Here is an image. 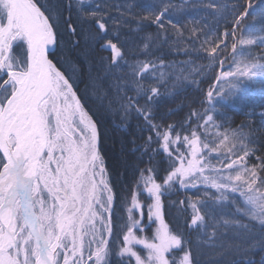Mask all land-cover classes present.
I'll return each mask as SVG.
<instances>
[{"label": "snow or ice", "instance_id": "6c2138e0", "mask_svg": "<svg viewBox=\"0 0 264 264\" xmlns=\"http://www.w3.org/2000/svg\"><path fill=\"white\" fill-rule=\"evenodd\" d=\"M134 6L0 0V264H198L205 244L230 252L226 264H264V155L252 134L214 118L222 116L216 107L193 109L179 126L157 123L153 112L161 86L171 81L176 88L181 79L198 84L183 75L181 65L191 60L166 63L165 48L206 53L202 75L219 64L206 93L209 105L218 98L222 108L240 85L264 78V56L243 50L257 40L264 48V36L244 35L251 0L231 9L220 0H153L139 16ZM113 10L118 17L109 15ZM226 11L231 32L202 24L209 16L218 22ZM121 28L138 38L132 55ZM97 47L110 56L94 61ZM82 80L106 112H120L126 121L142 118L138 128L149 133L141 145L148 164L137 168L130 204L129 193L121 200L127 219L121 217L118 233L98 125L76 91ZM253 156L257 162L250 163ZM161 162L167 165L162 179ZM175 191L186 193L169 205L183 218L179 230L166 222L162 199ZM150 225L151 236L145 234Z\"/></svg>", "mask_w": 264, "mask_h": 264}, {"label": "trees", "instance_id": "16d2710c", "mask_svg": "<svg viewBox=\"0 0 264 264\" xmlns=\"http://www.w3.org/2000/svg\"><path fill=\"white\" fill-rule=\"evenodd\" d=\"M51 2V0H49ZM113 2L134 3L136 6L132 8L133 13L136 15H143L142 7L149 5L153 0H113ZM179 3L180 0H175ZM231 9L233 4L244 5V0H220ZM38 3H44V0H38ZM252 8L249 9L250 15H248L242 27L244 28V35H251L253 37L264 36V0H251ZM67 12L64 13V17H67ZM109 15L118 17V13L113 10ZM195 15L194 12L187 13L186 16ZM226 17V18H224ZM176 17L174 16V19ZM199 19V16L196 17ZM231 11H226L222 17L214 20L209 16L206 20L202 21V24H208L215 28L219 34H222L227 28L231 32ZM62 23V21H61ZM135 21H133V24ZM115 27L109 22V32ZM61 33V40L67 41L69 37L64 34L63 28L59 29ZM147 31H155L154 26H149ZM121 42H125V51L129 55H132L131 49L135 47L132 44L133 39H138L127 28L120 29ZM239 35V33H237ZM229 46L231 45V37L228 39ZM84 47V39L81 36V48ZM198 47V45H197ZM251 50L253 55L264 56V48L259 46V40L256 44L250 46H243L244 51ZM57 56L54 58V62L57 61L60 50L55 49ZM165 61H188L190 64L181 65L184 69L183 75H189L190 79H195L198 84H193L181 79L179 86L172 87V82H169L167 88L161 86V95L153 106V112L156 117L157 123L163 125L176 124L179 126L182 124L190 112L195 109L196 111H203L205 107L220 108L222 116L219 114H213L214 118L223 120L226 126H230L233 129L241 128L246 133H251V139L259 147L258 154L264 155V88H262L261 80L264 78H255V82L246 81L243 85H240L242 91L238 92L236 96L232 97L229 101L223 102L221 108V102L218 98H214L211 105L207 102L206 93L215 84V76L221 71L219 64L214 66L213 70L201 74L200 65L207 64V54L191 52L190 55H184L183 53L169 52L167 48L162 50ZM230 52V47H229ZM160 55V53H157ZM110 56V52L101 51L99 47L93 52L92 58L97 61L99 57ZM230 63V62H229ZM94 69L99 67L98 64L93 65ZM228 69V64L225 65L223 70ZM82 102L85 107L90 110V114L93 116L98 125L99 132V149L103 155L106 163V167L110 173V183L114 188L116 196L114 202V215L113 223L115 225L116 232H119L121 217L124 220L127 219V214L123 212L121 206V200L125 193H129L130 204V192L133 187V182L136 176L139 175L137 168H146L148 164V157L145 155L141 158L144 140L149 133L147 131L141 132L138 128V124L142 125V118L138 121L136 118L130 120H122L120 112H106L104 108L100 106L98 100H96L90 91L85 90V82H79L76 88ZM106 103V101H105ZM143 103V101H141ZM133 140H135V147L137 151L133 152L134 147ZM156 147V145H153ZM250 163L257 162L255 156L249 158ZM167 165L163 162L160 164L159 177L164 175L163 169ZM192 190H189L191 192ZM164 203V214L166 222L170 223V226L179 230L180 225L183 224V218H179V213L176 208L169 207L172 202H176L186 199V193L184 191H175L166 194L162 197ZM144 216L143 222H147V208L143 209ZM231 211H234L232 209ZM243 222H247L243 220ZM155 225H150L149 229L145 230L146 235H151V231ZM195 235V234H193ZM219 244V241H217ZM198 258V264H226V261L231 258L232 254L220 247H208L202 245L199 251L196 253ZM259 252L256 253V259H259ZM113 260L117 259L115 256ZM134 264V263H133Z\"/></svg>", "mask_w": 264, "mask_h": 264}, {"label": "rangeland", "instance_id": "374dc122", "mask_svg": "<svg viewBox=\"0 0 264 264\" xmlns=\"http://www.w3.org/2000/svg\"><path fill=\"white\" fill-rule=\"evenodd\" d=\"M114 215V214H113ZM136 215H137V218H139V213H136ZM142 222H143V219H142ZM144 224H147L148 223V221L147 222H143ZM150 227V226H149ZM149 227H147L145 230H147V229H149ZM153 231V230H152ZM152 231H151V234H152ZM151 236V235H150ZM205 246H208V247H211L210 245H208V244H205ZM134 263V262H133Z\"/></svg>", "mask_w": 264, "mask_h": 264}, {"label": "water", "instance_id": "95a60500", "mask_svg": "<svg viewBox=\"0 0 264 264\" xmlns=\"http://www.w3.org/2000/svg\"><path fill=\"white\" fill-rule=\"evenodd\" d=\"M108 52H110V51H108Z\"/></svg>", "mask_w": 264, "mask_h": 264}]
</instances>
